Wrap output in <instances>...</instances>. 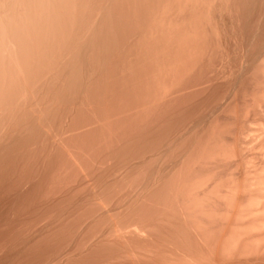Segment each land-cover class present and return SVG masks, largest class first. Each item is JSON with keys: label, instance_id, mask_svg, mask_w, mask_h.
I'll return each mask as SVG.
<instances>
[{"label": "rangeland", "instance_id": "obj_1", "mask_svg": "<svg viewBox=\"0 0 264 264\" xmlns=\"http://www.w3.org/2000/svg\"><path fill=\"white\" fill-rule=\"evenodd\" d=\"M55 1L54 3L56 5L57 2ZM59 1L58 4H60ZM179 1L181 2V4L184 3L186 6L182 5V7L184 8H182L181 6L177 7V5H180ZM191 1L190 3L189 0H185L182 3L181 0H174L175 4H173V1L170 0H63L61 1L63 5H58V7L60 6L61 10H58V8L54 7V3L53 7H51L50 9L51 13L63 11L62 13L56 16L55 14L52 15L49 12L52 17H59L60 15L62 16H60L58 19L56 18V20L55 18H52L48 15L47 17L50 18H47V20L44 21L45 23L47 22V24H52V27L51 24L48 26L50 27V29L47 33V26L46 24H44V28L46 30L44 29L43 33L45 37L46 35L48 37L45 38L44 36H42V39H40L41 37L38 36L37 38L36 35H38L39 32L37 34V29L33 28L36 30L34 31L29 26V28L31 29V44L28 45L31 46V49H34V51L30 49L33 57L30 55L31 61H28L30 59L27 60L29 63V65H26L28 72L24 69L26 72L24 75L27 79L25 80V76L22 75L23 72L21 71L22 74L20 73L19 75L22 79L19 80V78H17L19 76H17L16 80L19 81H16V84L19 85L22 83L21 85H23L24 81L25 85L26 83L29 85H27V87L29 88L30 93H27V96H25V94L22 95L23 98L21 97V94H14L15 96L13 95V98L11 96L13 100V106H15L11 107V113L6 110L7 96L3 95L2 98V96L0 95V100L2 101L0 102L2 103L1 108L4 110V113L3 110H1L0 112V264H127L130 262H133L134 264V261H136V259H125L126 257H124V260H127L124 263L120 261L123 258H113V256L109 253L112 250L111 247L113 246L114 248L113 240L115 238L113 239L112 236H110V241L112 240L110 248L108 247V244L106 246V243L108 242V239L106 238H109L106 237L108 235L107 229L110 225L111 220L115 217L117 218V221L119 223H123L127 216H129L128 218L131 217L132 219V216L128 215L131 214L130 212H127V215L123 214L125 210L127 211L129 207H131L129 206L130 204L128 205L126 203V209L124 203L120 205L118 203L117 206L119 205V210L117 209V207H115L117 209L115 211L117 212L114 213L115 211H111L115 206L114 202L116 201L115 204L119 201L121 203V198L124 196L121 195L122 197L120 196V199H117V196H119L117 191L118 189H121L118 184L121 185L122 183V187L126 186L125 183L127 182V179L124 180L121 179V177L123 178L126 173H129L130 171L128 169L131 170V167L133 168V170L135 169L134 165H138V163H140L141 158L139 159V157H142V153H147L148 150L154 146V144H157L155 142L160 141L159 138L163 139V137H167L164 135L163 131L165 132V134L166 130L170 131V128H168L170 127L169 124H173L176 120H178V115L179 119H181L180 113H178L177 110V107H179L178 105L181 106L183 104H186V102L188 103L195 100L194 97H192L193 91L191 92V89H188L185 92L180 93L178 97H174L177 99L171 102V105L169 104L168 108L170 106L171 107L169 108L167 113H163V115L162 112L165 111V108L163 106H160L158 107V109L156 108L155 110H152V112L149 113L148 116H144L146 117L145 119L144 117H142L143 114L140 112L142 104L146 100V93H143V91L146 92V90L143 88L144 79L143 69L141 66L143 62L149 61L147 63L148 68L150 70L153 68L154 65L152 63L155 61V57L152 56H154V52L150 54V46H152L153 44V50L155 49L157 44L158 46H170L173 43L175 44V46L177 44H179L178 46H182L183 41H187V44H185L186 42L184 43L185 46L188 45L190 41V45H192V43H196V41L199 39L198 37H201V40L199 39L201 45H198L199 41H197V46H203L204 44H202V42H204V40H206L207 38L208 39L207 41H205V43L207 42L208 46L222 45L221 41H218V39H216L219 38L222 33L218 35V32H211V30L213 31V29H215L214 31L217 30L215 27L216 23L213 22V18H211V21L213 22L215 28L210 29V27H213V25L207 20V22H209L211 25L209 27V25L207 24L208 28L206 30L209 32H207L206 30L205 32L207 33L202 32V30H204L207 26L205 25L206 21L201 22L200 20L203 21V18L207 17L209 19L210 16H213V13L209 12L210 10L208 8L206 9H208L209 11L202 6V4L206 6L205 3H208L209 0H207L206 2L202 0L204 2H202L201 5V0L199 2V5H196V3H198L197 1L199 0H196V2L194 0ZM225 1H227L228 6L225 5ZM50 2H48V4L46 2V4L49 6ZM185 2H189L190 7L187 6L188 4H186ZM194 2L195 4L193 5ZM211 2H213L212 4L217 3H215V0H210V3ZM223 2L225 4H223ZM210 3H208L207 6L210 7ZM47 5H45V16L46 14H49L47 13V11H49L47 10ZM172 6L174 8H171ZM196 6L199 7V10L194 9V7ZM180 7L182 10L180 9ZM186 7L187 10L190 9L189 11L192 14L196 11L199 12L200 9L201 12L203 11V9H205L204 14L207 15L210 13V16L199 17V15L201 16L203 12H196L197 14L194 13L196 15L193 14L190 17L191 14L188 13L189 11H185ZM212 7L215 8V5ZM54 8H56L57 10L55 11ZM192 8L193 10H195L194 12H192ZM214 8L212 12L215 10ZM219 8L222 11H220L223 16L222 18H226L225 22L228 24L230 21L229 25H227V31L229 30V32H227L229 42L228 45L246 46L248 41L253 38L256 32L259 31L258 29L261 24L260 18L264 14V0H219L216 4V9L218 10ZM164 9L166 14L163 13ZM170 9L173 10L170 11ZM174 9H180L178 10V12H183L181 13V15L180 12L178 13V15L181 17V19L179 17V20H181L179 25L183 24L181 25L183 28L178 26V28L180 27L181 31L179 33V36L181 33H186L187 29L189 28L187 33H189V35L195 34L197 36L196 41L194 39L196 37H192L191 35L189 37L192 38H189L188 41V34L187 36H184L185 34H182L179 38V42L177 43L176 36L174 34L175 27L174 29L171 28V26H175V23H172L174 20H172V17L176 18V11ZM172 11L175 13H173ZM33 12L36 11L34 10ZM162 14L165 16H163ZM183 14H185L183 19H187L184 21L187 22V25L189 24V22L190 24H192L191 20L189 21V18L191 19L192 17L197 15L198 18H201L200 20H198L199 23L197 21L198 18H192V22H197L196 25L194 23L195 26L193 25V27L195 28L197 26L196 30H192L195 28L190 25L187 26L184 22L181 23L183 20ZM227 14L229 15L227 16ZM33 15H35V13ZM230 15L232 16V19L228 21V19L231 18ZM42 18L44 20L46 17ZM60 18H62V20ZM32 20L31 23L33 22ZM54 20H56V24L54 23ZM231 20H233V22ZM169 21L170 24L168 23ZM58 23L61 25H59ZM200 23H204L203 26ZM167 24L170 26H168ZM184 24L187 26V28ZM199 24L201 25V27ZM57 25L61 27V29ZM163 26L168 28H164ZM203 27L204 29H202ZM228 27L230 28L228 29ZM170 28L172 30V33L174 34L173 36L176 43L172 40L174 38H172L173 36ZM200 28L202 30H200ZM183 29H185V32ZM41 30L42 29H40V31ZM190 30H192V33L190 32ZM193 31L197 32H194L193 34ZM200 31L205 35L203 36ZM198 33H200V35L202 34V36L205 38L198 35ZM33 34H35V38ZM165 35L167 37H165ZM152 36L154 37L152 38ZM183 36L187 39L183 40ZM256 37L255 39L257 41L254 40V44H251L252 46H259V44L261 43V37ZM211 38H213L212 42ZM221 38L222 37H220L219 39ZM45 39L47 41H45ZM208 40L210 42H208ZM91 41L93 44L91 43ZM181 43L182 45H180ZM145 44H147L150 48H148ZM14 46L15 48L19 49L16 44ZM9 47L10 46H8V48ZM13 48L11 45V50ZM87 48H90L89 53L87 52V55H85L86 53L84 52L88 50ZM141 48H143L142 51L140 50ZM36 49L37 51H39L38 54L37 51H35ZM147 49H150L149 54L151 57L149 56ZM30 50H28V52H30ZM14 51V49L13 51H11L13 52V55ZM141 53L144 55V57ZM18 55L16 57H18ZM16 57L14 56V60ZM20 57L21 56L19 55L16 61H18ZM137 57H139L140 59ZM32 58L36 62L32 60ZM143 58H146V60ZM149 58L151 59V61L149 60ZM150 62L152 63L150 64ZM17 64L18 63L16 62V65ZM37 64H39V66ZM42 64L43 66H41ZM21 65H23L22 62ZM132 66L135 68H131ZM136 66H139V68H136ZM18 67H21L20 64ZM22 69L16 68V70L19 71ZM123 72L125 75L123 74ZM135 74H138V76H135ZM199 74L200 77L198 76ZM37 75L39 77H37ZM205 75V73H202L203 78L206 77ZM33 76L35 77V79ZM202 76L201 73H194L193 76H189V81L188 79L184 81L186 84H182L181 87L190 86L191 84L196 82L197 79H203ZM17 88V90L20 89L19 87ZM142 88L144 90H142ZM19 97H21L22 99H19ZM21 100L22 102H20ZM169 101L170 99L167 101V103ZM130 107L133 108V110L128 114V109ZM173 108L176 109V111ZM170 109L171 111L174 110V116L178 113V115L175 117L177 119H174V117H172L173 119L171 120V116H169L170 118L168 119L167 116L171 113ZM138 110L140 113L138 112ZM165 114H167V116ZM135 115L136 117H139H137L138 120L136 119ZM169 120L170 122H168ZM173 120L175 121L173 122ZM8 122L11 123L9 124ZM5 123H8L9 125ZM110 124L113 125V128L115 127V130L113 129V131L116 132L117 137L115 136V133H109L108 125ZM166 124H168L167 127ZM154 129L156 131H153V134L156 135L155 137L151 131ZM173 129H175V127L171 128V131ZM169 133L167 134L169 135ZM162 135L164 136L161 137ZM113 136L115 137V140L113 139L114 142L111 139L113 138ZM157 137L158 139H155ZM153 138L155 141L153 140ZM143 140L146 142H144ZM148 146L150 148H148ZM146 147L148 148V150ZM144 155L145 154H143V156ZM136 158H138L139 161H137ZM122 159L124 161H122ZM129 159H135L137 161L136 162L134 160L136 164L132 161L134 164H132L131 167L130 165H126L132 163L128 161ZM123 162H125V164ZM121 163L125 165L124 168L127 166H129L130 168H126L128 172L124 173V176H122L123 173L121 174V172V176L118 175V177L120 176L119 178L117 177V179L119 180H116L117 182L121 180V183H117L115 182V180H113L117 185H111V187H113L112 191H115V187H118V189H116V192H112L110 186L108 187V183L110 181V173L114 172V175H112L114 177L116 173L113 170L120 168V165H123ZM113 165L119 166L118 168L117 166L116 168H114ZM112 167L114 168L113 170H111ZM121 168L123 167L121 166ZM121 171H124V169H121ZM132 173L133 172H131L130 174L132 175ZM128 176L129 175H126V178ZM122 180L123 182H125L123 183ZM110 184L111 183H109V185ZM108 188L110 189L111 194L117 193L118 195H111L110 193L108 194ZM124 190L128 191V188L124 187ZM124 190H121L123 192L119 193L126 194ZM110 195L113 196V199L112 197L110 198ZM114 196L115 198L117 197V200L114 199ZM112 200L115 201L113 202ZM144 200L145 199L137 201V205L140 203L144 207ZM146 203L148 205L147 200ZM122 205H124L123 208ZM134 205H132V207H136L135 210H129L131 212L133 211L132 214H134L135 212L133 216L135 224L138 222L137 218H140L142 221L141 217H143V211L144 214L145 212H148L151 215L155 213V211L154 213H152L153 211L149 212L151 210H154L151 204H149L148 206L145 205L147 209H145V207L143 209L142 207V210L140 209L141 207H139L140 211L137 210L138 206ZM132 207L131 209H133ZM149 207L150 210L148 209ZM136 211H138V214H142L140 215L141 217L139 215L137 217ZM135 215L137 218L135 217ZM148 216L149 214L145 216V219H147V221L149 218L153 219L154 221L152 222V225L155 226L156 216L154 218ZM145 219H143V221ZM128 221L131 220L129 219ZM141 221L140 223L143 222ZM147 221L145 222L149 225L150 221ZM174 221L175 220H173V222ZM127 223L126 226H131L130 222V224ZM137 224H139V222ZM172 224V229L175 230V228L177 227L175 232L182 228L181 226L179 227L180 223L177 226L175 225V223L174 225L176 227ZM169 229H171L170 226L167 228V230H165V232L167 231L166 234H169V232L173 234L174 230L172 231ZM180 230L176 234L181 232ZM99 232L105 238L102 237L103 240H100L99 238V241H97L96 236ZM166 236H164V238H166ZM154 239L155 237H153L152 240L150 239V241H154ZM107 247L111 250L109 251ZM109 254L113 259L111 257L108 258V256H110ZM102 258H105V260H102ZM115 258H118L119 262L113 261L114 263H112L108 261L110 259L114 260ZM129 259L130 262L128 261Z\"/></svg>", "mask_w": 264, "mask_h": 264}, {"label": "bare ground", "instance_id": "obj_2", "mask_svg": "<svg viewBox=\"0 0 264 264\" xmlns=\"http://www.w3.org/2000/svg\"><path fill=\"white\" fill-rule=\"evenodd\" d=\"M54 1L51 0L52 2L51 4L50 0L48 1L47 0H0V95L2 96V98H3V95L7 96L6 97L7 98L6 110H8L10 113H11V107L13 106L12 98L17 94H21V97H22V95L25 94V96H27L28 95L27 93H30L29 88L27 87L28 84L26 83L25 85L23 80H22L23 85H21L22 83L19 85L16 84V81H19L20 79H22L20 78V75H19L21 71L23 72V74L21 73L22 75L26 73L25 72V70L27 71L26 65H29L28 61H31L30 59V55L32 56L31 50L34 51V49H31V46L28 45V44H31V40H30L31 39L30 38L31 29L30 28L37 29V34L39 32V34L36 35L37 38L38 36L41 37L40 39H42V36L45 37L43 33L44 32L43 30L45 29L44 24H46L47 26V31H46L47 33L48 30L50 29V27L48 26L51 23L47 24V22L45 23L44 21H46L47 18L52 17L50 15L51 13L50 9L51 7H53ZM58 1L57 0L55 1L57 2L56 3L57 6L54 3V7L58 8L59 10L60 6L58 7V5L60 4L63 5V3H61V1L63 0L59 1L60 4H58ZM170 1H173V4H175L174 0H170ZM181 1L183 3L185 0H181ZM190 1L191 0H189V2ZM194 1L196 2V0ZM204 1L206 2L207 0H204ZM204 1L201 0L200 2L199 0L197 1L198 3H196V5H199V2L201 5V3ZM218 1L219 0L217 1L215 0V3L216 2L218 3ZM46 2L47 4L48 2H50L49 4L50 7L46 4ZM189 2L187 3L185 2V3L188 4L187 6L190 7ZM195 2L193 3V5L195 4ZM225 2L226 4L224 2L223 4L228 6L227 1ZM179 3L180 5H177V7L178 6L182 7V5L186 6L184 3L181 4L180 1ZM208 3H210V0ZM208 3L207 2L205 3L206 6ZM212 3L213 2L210 3L211 5L210 7L212 9L209 6L207 7L204 6L203 4L202 6L205 7V9L208 8L210 11L208 9L206 10L213 13V16H210L209 15L210 13L207 14L208 13L207 11H206L207 15H205L204 14L205 9L202 8L203 13L201 12V9L199 12H201L204 15L201 14V16L199 15V17L210 16L209 19L206 17V18H203V21H202L200 20L201 18H198V15L192 18L196 17L198 18L197 21L200 20L201 22L206 21L205 25L207 27L204 25L206 27L205 29L204 27L202 28L204 30L200 28V30H202V32L204 33L209 32L206 30L208 28V25L210 27L211 26L210 23H212L213 25V22H215L216 24L215 23L214 24L217 30L214 31L215 30L213 29L215 28L214 25L213 27H210V29H213V31L211 30V32L213 33L218 32L219 33L218 35L222 33L220 35V37L222 38L219 39L220 37L216 36V37H219L216 39H218V41H221V44L223 46L222 45L221 46L220 45L219 46H213V45L208 46L207 42L205 43V41H207L208 38L206 40L203 39L204 42H202V44H204L205 46L204 45L197 46L196 45L197 41L200 42L201 40V37H198L200 40L199 39L197 40V36L194 34V32H197V31H193L194 35L191 34L192 37L193 36L196 37L194 39L195 41L196 40L197 41L195 44L192 43V45H190L191 42L189 41V38H190L189 36L191 35L187 33L189 28L187 29L186 33H181L179 36V33L181 32L180 27H182L181 25H183V24L179 25L181 20H179L180 16L178 15V13L180 11L178 12V10L181 9L180 7V9H174L176 11V18L172 17V20L174 19L172 23H175L174 24L175 26H171V28L174 29L175 27L174 34L176 36L177 43L179 42L180 40L179 38L181 37L182 34L183 35L185 34L184 36H187L188 34V39L183 36L184 38L183 40L187 39L189 41L188 45L190 46L188 45L184 46V43L186 42L185 44H187L188 42L183 41V45L182 43L180 44L182 46H178L179 44L175 46V44L173 43L171 44L172 46L171 45L170 46L169 45L167 46L159 45L158 46L157 44V46L153 50L154 48L153 47L154 44H153L152 46H150L151 47L150 54L154 52V56L152 57H155V61L154 62L152 61L153 63L150 62V64L152 63L154 65L153 68L151 70L148 68L147 63L149 61L148 62L145 61L143 62V64L141 63L142 64L141 67L143 69V79H144L143 88L146 90V92L143 91V93H146V96H145L146 100L142 104V108L140 109V112L143 114L142 117L148 116V114L151 113L152 110H155L156 108L158 109V107L160 106L161 107L163 106L165 108V111L162 112V114L167 113L169 108L171 107L170 106L168 108L169 104L177 99L174 97H178L180 93L185 92L188 89H191V92L193 91L192 97H194L195 100L188 102V103L186 102V104H183L181 106L178 105L179 107H177L178 108L177 110H178V113H180L181 119H179L178 113H177L178 116L176 114L174 116L173 112L174 110L176 111V109L174 108H173L174 109L173 111H171L170 109L171 113L168 116L167 114H165L168 117V119L170 118L169 116H171V120L173 119L172 117H174V119H177L175 118L177 116L178 120L176 121L173 120V122L174 121L176 122V123L174 122L175 125L174 123L173 124L168 123L170 125V127H168L170 128V131L166 130V134L170 132L169 135L168 134L166 135L165 132L163 131L164 135L167 136L166 138L163 137L164 135H162L161 137H163V139L159 138L160 141L155 142L157 143L156 145L154 144V146L151 148L148 146V148H150L149 150L146 147L148 152L146 151L147 153H144V152L142 153L141 155L142 157H139V159L141 158V160H140V163H138V165L136 164V162L139 161L138 158H136L137 161L135 159L128 160L130 162L132 161L134 162V160L136 161L134 162L136 164L134 165L135 166L134 170L131 167V165L134 164L133 162L126 164V165H130L131 170L128 169L130 168L129 166H127L128 168L127 167L124 168L125 162H123L124 164L121 163L123 165H120V168H118L119 165L118 166L113 165L114 168H116L117 166L118 169L116 170L113 167L111 168V170L114 169L113 171H115L117 175V176L115 175L114 177L116 178H114L112 176L114 175V172L110 171V172H113V173H110V178H109L110 181L112 180L111 182L109 181V183L111 184L109 185L108 183V187L110 186L111 191L113 190L112 189L113 187H111V185L113 186L117 185L114 183L113 180H115V182L119 180L117 179V177L118 175H120V172L121 174L123 173L122 176H124V173L128 172V170L130 171L129 173H126V175H129L128 176L129 178L128 177L126 178V175L123 178L121 177V179H124V180L127 179V182L125 183L126 186L122 187L121 185L123 184L120 182L121 181L120 180L119 182L121 183V185L118 184V186L121 187V189L119 190L118 187L117 188L115 187L114 188L115 191H112V192H116L117 191L116 189H118L117 193L119 194V196H117L118 198L116 197L117 199H120L121 195L122 196L124 195V196L123 197L121 196L122 197L121 203L118 200L119 202H117L116 204H115L116 202L115 200L117 199L114 196L115 200H112V201L113 202L115 201L114 202L115 206L112 208L111 211L114 212L115 210H117L118 206L122 203H124L125 208H126V203L128 205L130 204L129 206L131 207L132 205L135 204L134 206H138L137 210L140 211V209H142L143 206L139 202L138 203L140 205L139 204L137 205V201L145 199L144 200L145 209H147L146 206L151 204L154 210L149 211L151 207L150 206L148 208L149 209L148 211L149 212L153 211L152 213H154L155 211L154 213L155 215L152 214L153 215L152 216L150 213L148 212L147 213L149 214V216L151 215L150 216L151 218L152 217L154 218L156 216L155 217L156 223L154 222L155 226L152 225L153 224L152 222L154 220L150 218L148 219V221H150L151 224L149 223L148 225V223L145 222L147 221V219H145V216H147L148 214L146 212L144 214L143 213L144 211L143 212L141 211L143 214V217H141L140 215L142 214L140 212H139L140 214H138V211H136L137 217L139 215L142 218V221L143 219H145L143 221L145 223H143L141 219L137 218L135 215V217L138 219V222H139V224H137L138 222L135 224V220H133V216L135 212L134 214H132L133 211L131 212L130 210H135L136 207L135 208L132 207L133 209H131V207L127 206L129 207L130 210L129 209H128L129 211L125 210L126 213L124 212L123 214L127 215L128 214L127 212H130L131 214H128V215L132 216V219L131 217L128 218L129 216H127L126 219L124 218L125 223L124 222L123 223L125 225L122 222L119 223L117 221V218L114 217L115 220L112 219L113 217L111 218L112 220L107 229L108 235L106 237H109V238H106L108 239L106 246L108 244V247L110 248V245L112 243L111 242L112 240L110 241V238H111L110 236H112L113 239L115 238L114 239L115 242L113 240L114 248L113 246L111 247L112 250L109 249L108 247L107 248L109 251L111 250V252L109 253L113 256V258L114 257L123 258L122 260H120L121 262L125 263L127 260H124V257H126L125 259L127 258H133L132 260L136 259V261L140 264H264V14L263 16L261 15L262 17L260 18L261 24L258 29L259 31L256 32L253 38H251L248 41L246 46H243V45L242 46H230L228 45L229 42H228L227 32H229V30L227 31V25H229L230 23L229 20L232 19V16L230 15L231 18L228 19L229 23L227 24L225 22L226 18L225 19L222 18L223 16L221 13L222 12L221 9L219 8L218 9L219 11L216 9L217 3L216 4H212ZM45 5H47V7L49 8V9L47 8V10H49L47 11V13L50 12L49 14H46V16L44 15L46 13ZM214 5H215V8L212 7ZM56 8H54L55 11L57 10ZM171 8H174V7L172 6ZM213 8L215 10L212 12ZM165 9L163 13H165ZM194 9L199 10V7L196 6L194 7ZM32 10L33 11L35 10L36 12H33ZM171 10L173 9H170V11ZM189 10L190 9L187 10V7H186L185 11L187 12ZM194 11L195 10H193L192 8V12ZM62 12H55L51 14L52 15L55 14L57 16ZM34 13L35 15H33ZM159 13H160V10H159ZM181 13L183 12H180V15ZM188 13H190V11ZM190 14H191L190 15L191 17L193 14L192 13ZM48 15L50 17H47ZM184 15L185 14H183L182 19L184 18ZM228 15L229 14H227V16ZM42 17H46V18L43 20ZM59 17L53 16L52 18L58 19ZM192 18L191 19L189 18V21L191 20L192 24H190L189 22L188 25L193 27L194 23L196 25L197 22H194V21L192 22ZM211 18H213V22L211 21L212 20ZM60 19L62 20V18ZM31 20L33 21L32 23H31ZM56 20H54V23ZM185 20L183 19L181 23H183ZM207 20L210 23L207 22ZM155 21H156V18H155ZM170 21L168 22L169 24H170ZM231 21L233 22V20ZM48 22H49V19H48ZM184 23L187 25V22H184ZM178 26L180 27L178 28ZM51 27H52V24H51ZM230 27H228V29ZM59 28L61 29V27ZM164 28H168V27H164ZM171 28H170V31L172 33ZM40 29L42 30L40 31ZM196 29H197V26L195 29H192V30H196ZM33 30L36 31L35 29ZM33 30H32V33H33ZM183 30L185 32V29ZM192 30H190V32ZM205 30L207 32H205ZM202 32L200 31V33ZM200 33H198V35H200ZM204 33H202L203 36L205 35ZM174 34L172 33V36ZM202 34L200 36H202ZM33 35L35 38V34ZM158 36H161V35H158ZM256 36L261 37L262 39L260 40L261 43L259 44V46H254V45L252 46L251 44L252 43L254 44V40L257 39ZM46 37L48 36L46 35ZM153 37L154 36H152V38ZM165 37L167 36L165 35ZM26 38L28 39V41ZM37 38H36V41H37ZM172 38H174V36ZM246 38H247V35H246ZM212 39L213 38H211V42H212ZM172 40L174 42L175 38ZM45 41L47 40L45 39ZM199 42H198V45H201V42L200 43ZM208 42L210 41L208 40ZM245 42H246V39H245ZM15 44L19 49L15 48L14 46ZM7 45L10 46L9 47L10 50ZM11 45H12V48L14 47L13 49L15 50L14 55H13V52H11L13 51V49L11 50ZM19 45L22 47H20ZM25 48L28 50L31 49L30 52H28V50H26ZM90 48H87L88 49L87 51L85 50L86 51L84 52L86 53L85 55H87V52L89 53ZM142 49L143 48H141L140 50L142 51ZM18 50H19V55L21 57L19 58L18 61H16L17 58L19 57ZM149 50H148V54H149ZM35 51H37V49ZM15 52L18 55V57H16L17 55L15 54ZM38 52L39 51H37V54ZM14 56L16 57L15 60H14ZM41 58H42V55H41ZM143 59L146 60V58H143ZM32 60L34 59L32 58ZM149 60L151 61L150 58ZM20 61L22 62L23 65H21ZM16 62L18 63L17 65L19 66L20 64V66L23 69L21 67L19 68L16 65ZM37 65L39 66V64ZM41 66H43V64ZM133 66L131 68H135ZM16 68L22 69V70L19 71V70H16ZM136 68H139V66L138 67L136 66ZM194 73H201V76H202V73H205L206 77L203 78L202 76L203 79H199V80L197 79L196 82H194L190 86L188 87L185 86L186 88L181 87L182 84H186L184 81L187 79L189 81V76H193ZM135 76H138V74L137 75L135 74ZM198 76L200 77V74ZM12 77H13V80H12ZM16 77L19 78V80H16ZM37 77L39 76L37 75ZM26 79L27 78L25 76V80ZM13 84L16 88L13 86ZM140 86H141V83H140ZM17 87L20 88L19 89L20 91L17 90L18 89ZM143 88L142 90H144ZM21 97H19V99ZM169 99L170 101L167 103ZM0 102L2 101L0 100ZM20 102H22V100ZM1 104L2 103H0V112L1 110H3L1 108ZM132 110L133 108L130 107L128 109V114ZM3 113H4V110H3ZM1 118H2V115H1ZM144 118L146 119V117ZM168 122H170V120ZM8 123H5V124H8ZM112 124L108 125L109 133L111 134L113 132V134L115 133V136H116V132L113 131V129L115 130V127L113 128ZM168 124H166V127ZM171 125L175 127V129H173L172 131H171V128H174V127ZM151 131H152V134H153V131L156 132L155 129ZM155 136L156 135H154V137ZM114 138L115 137L113 136V138L111 139L113 140ZM155 139H158V137ZM149 143H152V142H149ZM143 154L145 155L143 156ZM122 161L124 160L122 159ZM121 166L123 168H121ZM121 169H124V171H121ZM131 172H133L132 175L130 174ZM124 187L128 188V191L124 190ZM121 190H124L126 194H123V193L120 194L119 192H123ZM111 191L108 188V194ZM111 195H110V198L112 197L113 199V196ZM146 200L148 201V205L146 203ZM118 203L119 205L117 206ZM124 205H122V208ZM115 207H117V209ZM139 207L141 208L139 209ZM116 212L117 211H115L114 213ZM129 219L131 221H128ZM139 219L142 223H140ZM173 220H175L176 222L175 221L173 222ZM127 221L128 223L129 222L131 223V224L129 223L131 226H126ZM132 221L134 222V225ZM178 222L180 223L179 227L180 226L182 227L180 228L182 230L178 228L181 231L179 233H182V234H179V233L176 234L179 230L175 232L177 229L176 226L179 224ZM171 224L176 225V226L174 225L176 227L175 230L172 229L173 227L171 226ZM168 225L171 228L169 230H172V231L174 230L173 234L170 232L169 234L167 233L168 235L166 234L167 231L165 232V230H167V228L169 227ZM98 235L96 236L97 241H99V238L100 240H103V238H105L100 232L98 233ZM152 236L155 237L154 241H150V239L151 240L153 239ZM164 236H166V238H164ZM165 239H168V240H165ZM111 255L108 256V258L110 257L112 258ZM118 258L117 259L115 258L114 260L110 259L108 261L112 263H114L115 261L119 262ZM102 260H105V258H102ZM128 261L130 262V259ZM136 261H134V264H138ZM130 263L133 264V262H130ZM130 263H127V264H130Z\"/></svg>", "mask_w": 264, "mask_h": 264}]
</instances>
